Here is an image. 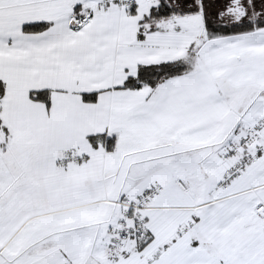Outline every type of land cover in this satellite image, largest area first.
<instances>
[{
	"label": "crops",
	"instance_id": "obj_1",
	"mask_svg": "<svg viewBox=\"0 0 264 264\" xmlns=\"http://www.w3.org/2000/svg\"><path fill=\"white\" fill-rule=\"evenodd\" d=\"M168 1L181 12L140 40L139 20L159 0H0V264H264V149L224 180L255 151L234 147L264 124V27L205 29L209 13L264 18L263 3ZM40 21L50 26L24 31ZM195 41L194 71L157 89L121 87L140 64L181 57ZM46 89L48 104L30 96ZM151 187L141 223L151 241L141 247L133 232L112 254L123 202Z\"/></svg>",
	"mask_w": 264,
	"mask_h": 264
},
{
	"label": "trees",
	"instance_id": "obj_2",
	"mask_svg": "<svg viewBox=\"0 0 264 264\" xmlns=\"http://www.w3.org/2000/svg\"><path fill=\"white\" fill-rule=\"evenodd\" d=\"M236 5V4H235ZM80 6H75L73 12V18L82 19L83 16L79 14ZM130 11H134V4H130ZM174 4L168 0H159L158 4L152 6L147 14H145L138 23L137 36L140 40L145 38L147 31L152 29V25L155 21L170 17L174 14L180 13ZM50 26L48 21L25 23L23 26L26 32H38L47 29ZM77 25L74 24L73 28ZM261 27H264V18H242L231 22L219 21L214 18L210 13L205 15V29L206 36L209 38L218 36H227L245 32H253ZM201 41H195L186 50V52L178 58L161 61L152 64H140L137 68L135 75L127 77L125 82L121 85L123 88L137 89L143 86H150L151 89H157L167 79L190 73L197 68L198 65V48ZM6 83L0 78V109L1 100L5 94ZM98 91L83 92V98L85 101L94 102L97 99ZM30 96L33 99L44 101L49 103L48 90H32ZM7 132V128H6ZM102 139V134L93 135L89 137V140L96 145L99 140ZM113 139H109L108 148H112ZM152 239L150 233H146L143 237H139L140 246H145Z\"/></svg>",
	"mask_w": 264,
	"mask_h": 264
},
{
	"label": "built area",
	"instance_id": "obj_3",
	"mask_svg": "<svg viewBox=\"0 0 264 264\" xmlns=\"http://www.w3.org/2000/svg\"><path fill=\"white\" fill-rule=\"evenodd\" d=\"M243 147H252L255 149L253 153H247V159L240 160L235 166L229 167L224 175V180H229L239 175L245 169V165L248 161L253 159L256 154L264 149V124L262 126H253L248 135L244 138L243 142L234 147L235 150H239ZM79 156L75 155L70 157V160L77 161ZM182 184V182H181ZM156 189L151 187L144 192L138 201L126 200L123 202L125 209V219L116 236L111 238L108 243V249L112 254H119L126 245L130 235L135 232L139 237H143L146 231L141 227L143 222V209L150 202L155 195ZM257 213H264V202L259 201L255 206ZM131 219L132 222L128 220Z\"/></svg>",
	"mask_w": 264,
	"mask_h": 264
},
{
	"label": "rangeland",
	"instance_id": "obj_4",
	"mask_svg": "<svg viewBox=\"0 0 264 264\" xmlns=\"http://www.w3.org/2000/svg\"><path fill=\"white\" fill-rule=\"evenodd\" d=\"M241 1V4H243L245 7H247V10L249 11V9L250 8H252V6H253V8H256V2L258 1L259 3L258 4H260V2L261 3H263V7H264V0H240ZM248 1V2H247ZM225 2H227V0H216V6H217V9L218 8H220V5L222 4L223 5V3H225ZM254 3V4H253ZM253 4V5H252ZM262 15V17H264V8H263V14H261ZM232 17H234V15H231ZM234 19H231V21H233ZM219 21H224V22H231L230 20H225V18H220V20ZM236 63V61H234V59L233 58H231V57H227L225 60H224V66H225V64H227V66H225V74H229V73H231V71H232V69H231V65H234ZM252 74V76H253V78H255V74L254 73H251ZM232 79H238V78H236V77H231ZM246 78V77H245ZM239 81H241V79H239ZM247 81H249V80H247ZM247 96H249V93H248V95ZM1 131V130H0ZM1 144V143H0Z\"/></svg>",
	"mask_w": 264,
	"mask_h": 264
},
{
	"label": "flooded vegetation",
	"instance_id": "obj_5",
	"mask_svg": "<svg viewBox=\"0 0 264 264\" xmlns=\"http://www.w3.org/2000/svg\"><path fill=\"white\" fill-rule=\"evenodd\" d=\"M236 1H239V0H236ZM238 3V2H237Z\"/></svg>",
	"mask_w": 264,
	"mask_h": 264
}]
</instances>
